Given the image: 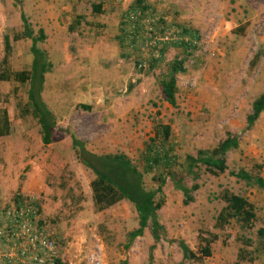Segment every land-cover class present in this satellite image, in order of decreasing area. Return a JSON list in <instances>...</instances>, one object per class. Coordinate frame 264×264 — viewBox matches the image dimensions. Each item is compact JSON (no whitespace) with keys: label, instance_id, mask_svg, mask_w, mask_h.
Wrapping results in <instances>:
<instances>
[{"label":"rangeland","instance_id":"rangeland-1","mask_svg":"<svg viewBox=\"0 0 264 264\" xmlns=\"http://www.w3.org/2000/svg\"><path fill=\"white\" fill-rule=\"evenodd\" d=\"M142 1L146 9L127 19L135 0H0V58L8 36L11 71H29L32 61L20 13L34 34L42 29L46 35L37 46L52 68L41 97L56 120L52 141L44 145L36 119L21 115L29 84L0 82V109L7 110L11 129L0 137V209L14 205L17 196L37 205L64 264H94L93 257L100 264H179V240L196 252L200 237L211 235H216L212 256L203 264H264V254L252 262L237 259L241 250L247 259L255 256L248 240L255 242L256 230L264 226V190L228 174L242 170L264 179V110L246 129L251 104L264 90V0ZM181 29L197 35L195 49L176 39L149 44L157 34ZM174 59L183 60L184 72L176 76L172 107L160 83ZM164 125L175 174L184 172L185 156L211 150L228 135L237 136L239 148L226 154L225 173L211 175L198 165V179L183 178L188 188L199 184L187 205L167 177L155 197L163 201L157 216L164 235L154 242L147 228L126 248L128 232L138 223L134 206L121 200L94 209L95 175L77 160L71 137L98 156L124 154L143 172L145 188L154 190L158 185L144 173L142 153ZM224 191L257 202L251 228L236 220L214 227L225 206Z\"/></svg>","mask_w":264,"mask_h":264},{"label":"trees","instance_id":"trees-1","mask_svg":"<svg viewBox=\"0 0 264 264\" xmlns=\"http://www.w3.org/2000/svg\"><path fill=\"white\" fill-rule=\"evenodd\" d=\"M19 2V0H15ZM136 9L144 11L146 8L142 0H135ZM140 7V8H139ZM95 13L100 11V6L93 8ZM22 23V38L31 41L30 53L32 61L29 71H11L9 68L8 57L10 55L11 46L8 36L4 37V55L0 58V82L14 81L20 84L28 83L27 101L24 104L21 115H31L36 119L44 145H48L52 141V132L56 127L55 116L46 107L42 100L41 94L45 82V74L49 73L52 65L48 60L46 53L41 50L37 44L43 42L46 38L42 29L37 34L34 31L23 12L20 13ZM183 33L190 31L181 29ZM121 29V33H122ZM16 37L15 39H19ZM119 43L122 38L118 36ZM124 40V38H123ZM166 48L160 52L163 54ZM184 72L183 60L174 59L170 63L169 72L164 80L161 81V95L163 100L172 107L176 106L177 81L176 76ZM264 110V90L252 102L251 113L246 117V129H250L258 120L259 115ZM10 120L6 109H0V137L10 134ZM169 127L160 126V130H156L155 136L149 138L145 144L142 153L144 173H151L152 180L158 185L154 190H147L143 183V172L135 166L130 159L124 154H105L95 155L84 147L82 141L76 137H71L72 148L75 151L77 160L86 168L90 169L95 175V179L91 182L92 201L94 209L97 212L103 211L121 200L130 202L136 211L138 223L137 228L128 232V242L126 248L139 237H142L144 231L149 228L151 237L154 242H158L164 235V228L158 221L157 211L162 207L163 201H156L157 194L162 193V187L167 177H171L184 196L183 203L187 205L192 201L191 192L199 189V184L194 183L190 188L186 187L182 181L187 175H193V179H198V173L195 170L198 165H204L207 172L211 175L223 174L227 171L226 154L231 150L239 148L238 138L236 135H228L226 139L221 141L215 148L211 150H198L195 156L187 155L184 158V172L179 175L175 174L171 168L174 156L171 155L170 147H166L169 138ZM159 141L157 142V140ZM232 177L255 184L264 190V179L258 176H250L246 172L240 170L238 172H228ZM222 199L225 206L218 212L215 218L214 227L223 229L231 220H236L242 228L249 229L253 226L256 219L255 206L248 199L229 193L223 192ZM21 197L15 198V204L23 202ZM37 206V205H36ZM42 225V220L39 221ZM256 241L248 240L249 244H254L252 252L255 256L248 257L243 251H239L237 259L240 261L252 262L259 259L264 254V226L256 230ZM216 240V235L210 238L200 237L199 248L193 252L183 240L177 242L182 259L179 264H185L187 261H193L197 264H203L204 259L212 256L211 243ZM153 246L151 247V249ZM248 255V254H247ZM149 259H152L149 255ZM57 264H64L58 258ZM120 264H127L122 261Z\"/></svg>","mask_w":264,"mask_h":264},{"label":"built area","instance_id":"built-area-1","mask_svg":"<svg viewBox=\"0 0 264 264\" xmlns=\"http://www.w3.org/2000/svg\"><path fill=\"white\" fill-rule=\"evenodd\" d=\"M139 12L133 9L127 19H134ZM175 33L157 34L149 44L155 47L160 42L176 39L190 51L198 46L199 40L194 33H183L182 30ZM40 220L39 207L27 201L0 209V264H57L60 258L57 240L53 233L43 227L44 221L42 225L39 224ZM92 262L100 264L96 257Z\"/></svg>","mask_w":264,"mask_h":264},{"label":"crops","instance_id":"crops-1","mask_svg":"<svg viewBox=\"0 0 264 264\" xmlns=\"http://www.w3.org/2000/svg\"><path fill=\"white\" fill-rule=\"evenodd\" d=\"M251 203H253L254 204V206H256L257 207V202H255V200L254 201H252V200H249ZM257 218V217H256ZM144 234H145V231H144ZM143 234V235H144ZM139 238H142V237H139Z\"/></svg>","mask_w":264,"mask_h":264}]
</instances>
